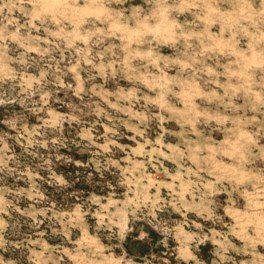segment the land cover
I'll list each match as a JSON object with an SVG mask.
<instances>
[{
    "label": "rangeland",
    "instance_id": "obj_1",
    "mask_svg": "<svg viewBox=\"0 0 264 264\" xmlns=\"http://www.w3.org/2000/svg\"><path fill=\"white\" fill-rule=\"evenodd\" d=\"M245 2L249 31H264V0L213 6L239 11ZM106 6L129 27L155 23V0ZM32 8L0 0V264H264V102L225 95L236 57L204 51L232 32L206 26L198 8L173 12L182 26L175 45L150 36L131 45L159 67L126 64L110 23L89 19L80 34H101L69 46L75 26ZM206 27L203 44L180 36ZM250 42L241 33L233 41L249 55ZM252 75L264 98V67ZM160 76L204 97L170 82L157 103ZM237 139L239 151L224 155Z\"/></svg>",
    "mask_w": 264,
    "mask_h": 264
},
{
    "label": "clouds",
    "instance_id": "obj_2",
    "mask_svg": "<svg viewBox=\"0 0 264 264\" xmlns=\"http://www.w3.org/2000/svg\"><path fill=\"white\" fill-rule=\"evenodd\" d=\"M29 2L33 5L32 10L35 15L41 16L49 13L58 14L75 26L74 31L65 33L69 46L73 45L77 40H82L87 43L89 37L101 34V29L99 28L95 31H89L83 36L80 34L81 25L89 19H92L93 23L96 21L102 23L107 22L111 24V31L109 34L115 35L117 32L123 34L122 40L125 41L123 47L125 52L128 53L127 60L125 61L126 64L132 59L140 58L147 59L149 63L154 64L156 67H159L157 62L159 59L158 57L153 58V53L151 51L146 53L132 51L131 45L133 43H143L144 38L149 36L159 43H172L175 45L180 38L176 34L177 29H182V26L173 17V12L182 14L186 11L198 8L201 11L198 12L197 18L206 26L219 23L221 33L225 31L232 32L233 41L238 33L249 37L251 41L248 45L251 53L250 55L238 51L233 41L216 40L211 48H204L205 52H224L225 49H227L231 55L236 57V71H228L226 73L230 82L224 86L225 95L234 97L238 93L243 92V94L250 99L253 107L264 102V98L261 97V94L255 92L252 88V73L254 69L264 67V48H259V46L264 43V31H260L259 28H257L256 32H250L249 26L244 23L247 21L250 24H255V18L249 11L251 5L247 2L241 5L239 11H221L213 6V0H177V2L171 6L168 4V0H155L156 7L150 17L155 20V23H148L149 17H146L143 20H137L135 27H129L127 23L122 24L120 14L113 13L112 10L106 6V0H85L83 6L79 5V0H29ZM14 6L15 5H9V7ZM206 34L207 27L204 33L184 32L182 30L180 32V36L183 37L185 42L191 40L193 37L201 40V36ZM203 43V40H201V44ZM188 46L191 47V45ZM175 63L179 64L182 68L188 67V65L184 64L182 61H175ZM233 77L237 78L239 81L237 84L231 83ZM138 79H143L144 83H148L145 78L140 77ZM170 82L179 84L181 88H187L189 90L194 89L195 95L204 97V94L201 93L194 84L188 85L186 82L169 81L167 77L160 76L155 78L154 84V86H158L161 89L157 103L163 102L165 96L171 91L168 87ZM174 95L181 99H186L189 96V91H181L174 93ZM211 95L215 96L216 94L212 93ZM228 107H234V105L229 104ZM244 135L245 134H241L240 139H242ZM240 139H237L235 143H231L229 145V150H225L223 154L232 156L239 151V147L241 146Z\"/></svg>",
    "mask_w": 264,
    "mask_h": 264
}]
</instances>
